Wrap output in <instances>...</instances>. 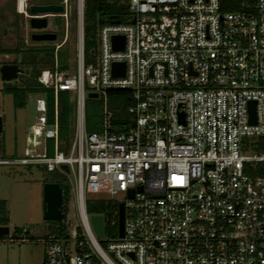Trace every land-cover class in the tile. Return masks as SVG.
<instances>
[{"label":"built area","instance_id":"1","mask_svg":"<svg viewBox=\"0 0 264 264\" xmlns=\"http://www.w3.org/2000/svg\"><path fill=\"white\" fill-rule=\"evenodd\" d=\"M25 1V39L37 32L31 17H61L66 30L70 1L75 26V71L54 64L36 78L52 90L51 115L44 97L27 96L34 109L27 134L43 140L42 154L0 158L69 181L59 234L46 225L41 235L42 264H264V0L226 13L219 0H127L128 22L97 27L88 64L84 0H61L54 14L29 13ZM113 36L123 37L121 50ZM115 62L122 76L112 75ZM85 81L101 101L95 132L85 130ZM58 91L74 93L66 151L57 147ZM97 200L116 205L101 215L100 237L89 220L100 214L86 212ZM26 234L25 227L17 239Z\"/></svg>","mask_w":264,"mask_h":264},{"label":"rangeland","instance_id":"2","mask_svg":"<svg viewBox=\"0 0 264 264\" xmlns=\"http://www.w3.org/2000/svg\"><path fill=\"white\" fill-rule=\"evenodd\" d=\"M23 2L24 0H0V47L5 51H13L15 47L16 49L20 48L21 43L24 48L37 45V43H32L33 41L29 38L25 39L23 35ZM71 2L72 1H70V3ZM30 3L32 2L29 0L25 1L26 6ZM125 3L127 4V0H125ZM57 21L56 18H48L47 31L55 33L57 28L53 25H55ZM18 27L20 29L23 28L21 30L23 32H21V38L17 41ZM67 36L68 30L66 29L65 36H57L54 42L56 44H62ZM68 41L69 38L58 50L62 51L69 46L71 50L68 61L70 63L69 71L74 72L75 44L73 45V52L72 44ZM16 43H18L17 46ZM43 43L45 42H41L40 44ZM95 50L96 45L94 40L93 46H90L84 53V63H86L85 61L88 63L94 61ZM3 54V52L0 53V63ZM8 54L10 55L8 63L15 62V64L18 65L20 54H12V52ZM18 67L22 68L21 66ZM21 75L25 76L26 74L23 73ZM3 83L4 81L0 79V116L2 119V128L0 131V158L8 159L40 156L44 145L43 140L37 138L35 139V143V140H31L27 134L28 128L34 119L32 102L26 97L24 106L15 109L13 107L11 94L8 92H1ZM14 83V81H10V84ZM15 84L17 85V83ZM84 90L85 108L87 111L91 112V110H93L92 107H94L96 111L97 107L87 102V99H89L87 97L89 91V84L87 81L84 82ZM66 94L70 101L74 102V93L66 92ZM44 95L46 96V93ZM94 100L101 105L100 97L94 98ZM71 180H73L72 176ZM49 181L60 182L63 186L67 185L69 189V181L56 170L49 172L41 165L22 166L0 164V201L5 203L9 229L8 235L0 236V264H42L43 244L41 242V235L45 232L46 225L49 224L48 221L43 220L42 217V185ZM108 210L109 209L106 208L105 212H108ZM105 212L103 213L104 216L106 214ZM68 217L71 221L75 218V213L71 205L69 206ZM25 227L28 228V234L25 235L27 239L18 240V234Z\"/></svg>","mask_w":264,"mask_h":264},{"label":"trees","instance_id":"3","mask_svg":"<svg viewBox=\"0 0 264 264\" xmlns=\"http://www.w3.org/2000/svg\"><path fill=\"white\" fill-rule=\"evenodd\" d=\"M253 0H219L220 12H232V11H245V4L252 3ZM61 0H37L40 5L46 4H60ZM69 10L67 17L68 36L65 37L63 45L69 38V43L72 44V51L74 52V39H75V26H74V12L72 10V4L69 2ZM130 17L129 11L125 0H84L83 6V51L92 47L94 44V37L96 29L100 24H122L128 22ZM58 21L54 27H56V37L61 35L65 36L66 30L63 27V19L61 17H54ZM61 22V23H60ZM54 32V31H53ZM56 40V39H55ZM37 43L30 47L23 48L19 53V48H15L13 51H5L0 47V53H19L18 66L26 68V75L22 76L18 74L15 78L10 79L3 83L1 92H8L11 94L13 107L15 109L22 108L25 104V99L28 95H39L45 98L49 115L53 110V93L51 89H46L40 86L36 81L37 76L43 69H52L56 64L57 70H70L69 57L71 50L68 47L59 51L55 49L52 42H32ZM71 47V46H70ZM75 60V59H74ZM85 64H88L85 61ZM18 80V81H17ZM10 81H14L17 85L10 84ZM46 93V96L44 95ZM44 95V96H43ZM88 103H91L97 107V110L87 111L84 105V118H85V130L87 132H95L99 130L100 123V103L97 104L94 98L87 99ZM85 104V102H84ZM99 108V109H98ZM56 112H57V135H58V149L66 151L70 143L72 135V114L73 104L70 101L66 91H58L56 93ZM50 119V117H49ZM2 120V119H1ZM46 154L52 153V142L46 141ZM57 183L61 190V219H63L64 202L68 198L67 185L63 186L60 182L49 181ZM108 208V212L106 210ZM115 209V205L106 204L103 201L97 200L94 202L86 203V212L88 214H100L106 216L111 210ZM48 228H52L55 225L58 226V232L62 227L61 221H48ZM0 225L8 226V217L6 216L5 203L0 201Z\"/></svg>","mask_w":264,"mask_h":264},{"label":"water","instance_id":"4","mask_svg":"<svg viewBox=\"0 0 264 264\" xmlns=\"http://www.w3.org/2000/svg\"><path fill=\"white\" fill-rule=\"evenodd\" d=\"M28 12L32 14H48V13H61L62 6L57 4H46V5H28ZM29 28L32 31L30 34V40L35 42H51L55 41L56 35L52 32L46 31L47 28V19L45 17L39 18H29L28 19ZM112 48L115 50H121L123 45L122 36H113L111 37ZM10 55L4 53L2 55V60L0 63V77L7 73L4 83L10 79L15 78L20 70L14 64L12 67L9 62ZM123 63L115 62L111 65V73L115 76L123 75ZM88 98H96L97 95L94 93H87ZM253 106L254 102L250 101L248 103V112H249V122H254L253 118ZM2 128V120L0 116V131ZM63 170H66L65 166L61 167ZM131 196V195H130ZM42 202H43V213L42 217L45 221H59L61 218V190L57 183L46 182L42 185ZM118 218H117V228L118 236H121L122 228V204L117 205ZM93 231L97 237L101 236L102 231V217L101 215H91L89 217ZM9 229L8 226L0 225V236L8 235Z\"/></svg>","mask_w":264,"mask_h":264},{"label":"flooded vegetation","instance_id":"5","mask_svg":"<svg viewBox=\"0 0 264 264\" xmlns=\"http://www.w3.org/2000/svg\"><path fill=\"white\" fill-rule=\"evenodd\" d=\"M18 38H17V41L21 38L20 34H21V29L18 27ZM18 43H16V46H17ZM12 54H15V53H12ZM10 64H15V62H11Z\"/></svg>","mask_w":264,"mask_h":264},{"label":"bare ground","instance_id":"6","mask_svg":"<svg viewBox=\"0 0 264 264\" xmlns=\"http://www.w3.org/2000/svg\"><path fill=\"white\" fill-rule=\"evenodd\" d=\"M10 65H11V67H12L14 64H10ZM6 76H7V73L4 74V75H2V76L0 77V79H1L2 81H4Z\"/></svg>","mask_w":264,"mask_h":264},{"label":"clouds","instance_id":"7","mask_svg":"<svg viewBox=\"0 0 264 264\" xmlns=\"http://www.w3.org/2000/svg\"><path fill=\"white\" fill-rule=\"evenodd\" d=\"M59 5V4H58Z\"/></svg>","mask_w":264,"mask_h":264}]
</instances>
